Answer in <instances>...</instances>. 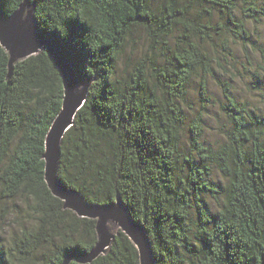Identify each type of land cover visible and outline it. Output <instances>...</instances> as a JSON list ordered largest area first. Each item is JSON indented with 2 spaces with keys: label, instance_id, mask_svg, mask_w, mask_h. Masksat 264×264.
Listing matches in <instances>:
<instances>
[{
  "label": "trees",
  "instance_id": "obj_1",
  "mask_svg": "<svg viewBox=\"0 0 264 264\" xmlns=\"http://www.w3.org/2000/svg\"><path fill=\"white\" fill-rule=\"evenodd\" d=\"M29 1L39 30L82 81L92 79L61 141L59 180L91 203L120 196L156 264H264V115L226 89L224 142L205 143L201 112L187 124L188 146L181 142L191 80L198 76L203 98L211 47L223 37L225 51L228 39L252 43L248 25L264 23V0ZM21 2L0 0V9L9 15ZM139 32L145 49L123 57ZM62 98L45 50L9 73L0 46V214L16 200L23 209L7 238L0 233V264H61L96 242L95 220L63 208L44 179L45 137ZM205 196L221 199L215 211ZM85 264H139L138 252L118 230Z\"/></svg>",
  "mask_w": 264,
  "mask_h": 264
},
{
  "label": "water",
  "instance_id": "obj_2",
  "mask_svg": "<svg viewBox=\"0 0 264 264\" xmlns=\"http://www.w3.org/2000/svg\"><path fill=\"white\" fill-rule=\"evenodd\" d=\"M35 6L22 0L16 10L6 15L0 9V46L8 55V71L13 65L31 55L45 50L62 80L63 98L59 112L53 119L45 137L44 179L53 196L63 201V208L78 217L95 220L96 242L86 254L71 253L61 264L75 261L79 264L92 262L104 254L118 230L122 231L138 252L139 264H156L149 238L139 222L131 215L120 196L107 203H91L79 191L66 187L59 181L61 141L73 125L77 111L82 107L92 79L82 81L60 46L39 30L34 16Z\"/></svg>",
  "mask_w": 264,
  "mask_h": 264
},
{
  "label": "rangeland",
  "instance_id": "obj_3",
  "mask_svg": "<svg viewBox=\"0 0 264 264\" xmlns=\"http://www.w3.org/2000/svg\"><path fill=\"white\" fill-rule=\"evenodd\" d=\"M238 3H242V0H238ZM248 28L252 35V43L242 44L228 39V47L225 51L222 50L223 37L217 47H211L214 74L207 78V89L203 98L198 94V76L191 80L187 99L183 104L186 121H184L183 130L185 131L182 132L181 142L184 147L188 146L187 124L199 112H201L203 128L202 139L205 143L217 147L224 142V132L228 129V122L220 106L225 104L223 95L226 89L232 93L239 104L264 115V23L256 29L249 24ZM136 37L138 38L135 46L131 48L129 44L130 47L126 48L123 57L135 59L138 56L136 54L145 49L147 41L144 35L139 32ZM215 179L218 180L216 175ZM205 198L212 211H215L221 203L220 198L217 200L209 196ZM16 207L22 209V205L17 200L9 202L5 212L0 214V233L6 238L11 230L15 229L12 219L13 214L17 213ZM22 212L23 209L20 213Z\"/></svg>",
  "mask_w": 264,
  "mask_h": 264
},
{
  "label": "bare ground",
  "instance_id": "obj_4",
  "mask_svg": "<svg viewBox=\"0 0 264 264\" xmlns=\"http://www.w3.org/2000/svg\"><path fill=\"white\" fill-rule=\"evenodd\" d=\"M75 70V69H74ZM60 181V180H59ZM61 182V181H60ZM62 183V182H61ZM64 184V183H63ZM66 186V185H65Z\"/></svg>",
  "mask_w": 264,
  "mask_h": 264
}]
</instances>
